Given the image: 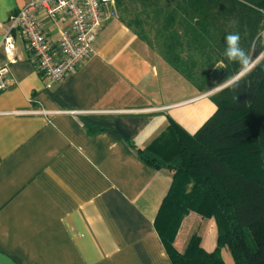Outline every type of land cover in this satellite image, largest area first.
I'll use <instances>...</instances> for the list:
<instances>
[{"label":"crops","instance_id":"obj_1","mask_svg":"<svg viewBox=\"0 0 264 264\" xmlns=\"http://www.w3.org/2000/svg\"><path fill=\"white\" fill-rule=\"evenodd\" d=\"M26 2L0 0V65L9 18ZM13 35L16 60L0 91V264H172L153 223L171 171L136 149L168 117L192 134L215 110L211 95L176 85L175 70L118 18L51 87ZM215 247L216 238L208 252Z\"/></svg>","mask_w":264,"mask_h":264},{"label":"trees","instance_id":"obj_2","mask_svg":"<svg viewBox=\"0 0 264 264\" xmlns=\"http://www.w3.org/2000/svg\"><path fill=\"white\" fill-rule=\"evenodd\" d=\"M114 1L116 18L139 39L148 42L144 30L154 28L166 62L199 91L240 70L224 55L227 34L239 33L249 55L264 39V0ZM218 64L221 74L212 83ZM211 100L215 110L192 134L168 117L165 129L136 149L142 162L171 171L154 227L172 264H225L223 248L234 264H264V58ZM190 212L213 218L212 251L201 247L197 232L183 248L175 243Z\"/></svg>","mask_w":264,"mask_h":264},{"label":"built area","instance_id":"obj_3","mask_svg":"<svg viewBox=\"0 0 264 264\" xmlns=\"http://www.w3.org/2000/svg\"><path fill=\"white\" fill-rule=\"evenodd\" d=\"M116 17L114 0H28L10 16L3 36L5 61L0 65V91L8 87V66L16 60L14 31L23 38L44 85L51 87L92 54L98 28Z\"/></svg>","mask_w":264,"mask_h":264},{"label":"rangeland","instance_id":"obj_4","mask_svg":"<svg viewBox=\"0 0 264 264\" xmlns=\"http://www.w3.org/2000/svg\"><path fill=\"white\" fill-rule=\"evenodd\" d=\"M144 35H146V37H147V41L148 42H146V43L149 45L150 49H152L154 54L156 56H158V58H160L163 62L168 64L166 62L163 54H162V51H161L159 45L157 44V41H156L157 38H156V34L154 32V28L146 27L145 30H144ZM258 49L260 51H257ZM260 53H264V39H262L260 41V43L256 45L254 51L251 53V56L253 58H255ZM169 67L171 69H173L170 65H169ZM220 68H221V64H218L216 66L215 70H214L215 72L213 73V76L211 77V82L212 83H215L217 78L220 76V74H221L220 73ZM175 73L176 74H174V76L176 78H178V81L174 82L176 85L184 83V85L187 86V85L192 84L191 82L187 81L182 75H180L178 72L175 71ZM198 75H199V71H198ZM175 77L171 78L172 80L170 79L172 81V83H170V86L173 85V81L175 80ZM180 82H182V83H180ZM227 84H229V81H226V82H224V83H222L220 85H217L215 87H212V88L209 87V86H206L203 89L202 92H206L208 95L212 96L213 94H215L218 90H220L222 87L226 86ZM211 96H210V100H211ZM194 220H196V222ZM259 228L261 229L262 232H264V227H259ZM194 232H197L198 234L201 235V237H202V245H203V248H205L206 251H209V250H211L214 247L215 238H216V227H215V223H214L213 218L203 219L199 215H197V214H195L193 212H190V213L184 215L182 220H181V224H180L179 230L177 232V235H180L179 246H182L183 244L185 245L189 235L191 233H194ZM184 236H185V240L186 241H185V243L182 244L181 240L184 238ZM221 256H222V258H223V260H224V262L226 264H234L233 260L231 258L230 252H229V250L227 248H223L221 250Z\"/></svg>","mask_w":264,"mask_h":264},{"label":"clouds","instance_id":"obj_5","mask_svg":"<svg viewBox=\"0 0 264 264\" xmlns=\"http://www.w3.org/2000/svg\"><path fill=\"white\" fill-rule=\"evenodd\" d=\"M243 2V0H242ZM224 43L226 45L224 55L226 59L231 63H236L240 66L239 72L233 78V83L238 86V81L246 76L256 66L261 58H264V53H260L257 57L253 58L249 55L240 44L239 33H229L224 37ZM7 261V264H11L10 259L3 258Z\"/></svg>","mask_w":264,"mask_h":264},{"label":"water","instance_id":"obj_6","mask_svg":"<svg viewBox=\"0 0 264 264\" xmlns=\"http://www.w3.org/2000/svg\"><path fill=\"white\" fill-rule=\"evenodd\" d=\"M234 78V77H233ZM233 78L231 79V80H229V83L231 82V81H233Z\"/></svg>","mask_w":264,"mask_h":264}]
</instances>
